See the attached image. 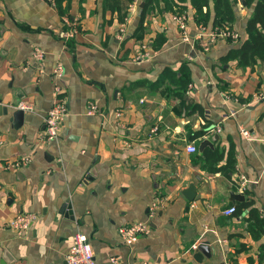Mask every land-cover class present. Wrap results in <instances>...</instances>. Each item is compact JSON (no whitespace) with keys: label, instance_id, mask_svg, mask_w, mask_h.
I'll list each match as a JSON object with an SVG mask.
<instances>
[{"label":"crops","instance_id":"1","mask_svg":"<svg viewBox=\"0 0 264 264\" xmlns=\"http://www.w3.org/2000/svg\"><path fill=\"white\" fill-rule=\"evenodd\" d=\"M144 1L116 0L118 10L104 0H62L60 14L53 0H0V264H67L77 230L97 264L109 256L119 264H264V234L247 229L250 208L264 218V63L224 60L246 39L252 9L238 1L237 41L217 35L203 50L189 0V41L162 2L147 9L139 29ZM68 25L74 34L64 39ZM205 27L220 29L212 21ZM145 50L152 56L136 59ZM57 63L60 78L52 73ZM181 67L190 80L180 96L169 80ZM55 98L67 112L58 137L46 141L43 120ZM20 101L32 109L18 122ZM203 140L211 143L203 149L223 150L220 164L232 154L230 178L202 167ZM188 143L197 150L188 152ZM25 155L27 164L11 166ZM232 191L252 204L225 215L242 202ZM21 212L38 217L19 233L8 223ZM145 220L148 233L130 245L120 239V226ZM202 241L214 249L197 261Z\"/></svg>","mask_w":264,"mask_h":264},{"label":"trees","instance_id":"2","mask_svg":"<svg viewBox=\"0 0 264 264\" xmlns=\"http://www.w3.org/2000/svg\"><path fill=\"white\" fill-rule=\"evenodd\" d=\"M62 0H53L57 5L59 13L66 12L65 7H61ZM185 0H145L142 6V13L139 20V29L142 27L144 15L149 7L163 3L164 9L174 11L175 14L184 13L183 2ZM194 10V20L196 26L207 25L209 21L220 29H231L233 21L235 19V1L236 0H189ZM116 0H104L103 7L111 9L117 8L118 4L114 3ZM212 3V14L210 13L209 4ZM113 4V6L111 5ZM244 8H251V14L249 15L246 25V39L237 41V46L233 48L227 56L224 58L227 60H236L237 66L241 68L253 67L257 63H264V0H243L241 4ZM138 30V28H137ZM184 68L181 67V76L175 77L169 80L171 83L177 86V94L183 92L187 84L189 83V74L184 73ZM184 74V75H183ZM172 78V77H171ZM181 88V91L178 89ZM204 132L195 133L194 136H201ZM202 167L209 172H220L223 176L230 178V173L233 170L234 159L231 153L225 157V162L220 164L224 158V152L219 146L212 149L200 150ZM252 204L251 201H242L235 206V214L242 208H246ZM248 216L247 229L252 236H260L264 234V218L259 217L258 213L254 211V208H250Z\"/></svg>","mask_w":264,"mask_h":264},{"label":"built area","instance_id":"3","mask_svg":"<svg viewBox=\"0 0 264 264\" xmlns=\"http://www.w3.org/2000/svg\"><path fill=\"white\" fill-rule=\"evenodd\" d=\"M134 5L135 4H132V6ZM174 18L177 22V27L179 28V32L181 34L182 40L189 41V36L186 28L185 13L176 14ZM73 34H74V26L68 25L66 30L62 34V38L64 39L69 38ZM196 35L198 36L199 39L203 40L201 44L203 50L208 49L209 43H211L214 40V37L217 35L230 38L233 41H237L238 39V34L231 29L215 28L213 31H207L205 25H199L197 27ZM151 56L152 54L148 50H145L142 54L136 56V59L148 58ZM33 57L38 62L42 61L44 57L43 51L40 50L39 48H35L33 50ZM52 73L56 78H60L63 74L62 64L57 63L53 67ZM258 96L262 97V94ZM16 107L17 109H21L23 111H30L32 109L31 105L23 101L18 102L16 104ZM95 108L96 105L94 103L90 104L89 109L91 111L94 110ZM66 112L67 109L63 101L61 99L55 98L52 105L47 110L44 116V120H43L44 127L41 134L44 140L51 141L58 137L61 122L63 121ZM116 115L119 116L120 112L117 111ZM215 130L219 131V128L216 126ZM239 132L242 135V137H244L245 139L252 138V132L243 126H239ZM186 150L188 152H195L197 148L195 147L194 144L188 143L186 145ZM29 161H30V156L25 155L20 157L19 160H17L13 164H11V166L14 167L23 166L27 164ZM246 182H248L247 178L241 175L239 181L240 192L245 190ZM155 211H156V204L152 203L151 206L149 207L148 219L154 215ZM234 212H235V205H229L222 210V213L225 215H231ZM37 217H38L37 214L33 212L17 213L13 218L10 219L8 225L12 229L21 233L24 232L27 228H29ZM148 231H149L148 220H145V221H138L128 225L120 226L118 228V235L125 244L130 245L135 240L136 236L140 234L148 233ZM65 260L67 264H97L93 257V253L89 241L87 239V236L83 232L77 230V232L74 234V243L69 247L65 255ZM105 264H119V262L116 257L109 256L108 261Z\"/></svg>","mask_w":264,"mask_h":264},{"label":"water","instance_id":"4","mask_svg":"<svg viewBox=\"0 0 264 264\" xmlns=\"http://www.w3.org/2000/svg\"><path fill=\"white\" fill-rule=\"evenodd\" d=\"M240 3L243 4V0H240ZM139 6L142 7L143 6V2H141L139 4ZM2 108H3L4 112L7 111V108H5V107H2ZM23 114H24V111L23 110L16 109L12 113V118H14L15 121L21 122L22 117H23ZM217 138H218V134L217 133H214V135L212 136V140H216ZM205 145L211 146V143L208 140H203L201 142V144H200L199 149L202 150ZM188 191L189 190H187L186 195H187ZM187 197H189V196L187 195ZM230 197H231V199L236 200V201H242L243 198H244V196L242 194L235 193L233 191L230 193ZM213 249H214V247L213 246H210L209 245V242L202 241V242H200L197 245L196 249L192 253V256H193V258L195 260L201 261L202 258H203V256L210 257L211 254L213 253Z\"/></svg>","mask_w":264,"mask_h":264},{"label":"rangeland","instance_id":"5","mask_svg":"<svg viewBox=\"0 0 264 264\" xmlns=\"http://www.w3.org/2000/svg\"><path fill=\"white\" fill-rule=\"evenodd\" d=\"M238 1L240 2V0H236V1H235V6L237 5V2H238Z\"/></svg>","mask_w":264,"mask_h":264}]
</instances>
